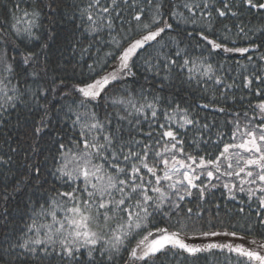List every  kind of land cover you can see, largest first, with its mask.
<instances>
[{"label":"snow or ice","instance_id":"6c2138e0","mask_svg":"<svg viewBox=\"0 0 264 264\" xmlns=\"http://www.w3.org/2000/svg\"><path fill=\"white\" fill-rule=\"evenodd\" d=\"M0 233V264H264V0H0Z\"/></svg>","mask_w":264,"mask_h":264},{"label":"trees","instance_id":"16d2710c","mask_svg":"<svg viewBox=\"0 0 264 264\" xmlns=\"http://www.w3.org/2000/svg\"><path fill=\"white\" fill-rule=\"evenodd\" d=\"M189 30H191V29H189ZM254 42L259 43V40H255V39H254ZM222 55H223V54H222ZM238 58H239L238 55H234V57H233V59H238ZM239 95H240V93H237V96H239ZM12 123H13V125H15L16 121L13 119ZM20 135H21V130L17 129V130H16V136H14V139H15L16 137L20 136ZM22 155H23V153H21V156H22ZM13 183H14V181H13ZM217 195H219V193H217ZM12 206H15V202H13V205H12ZM0 238H2V233H0ZM237 242H240V241H237Z\"/></svg>","mask_w":264,"mask_h":264}]
</instances>
